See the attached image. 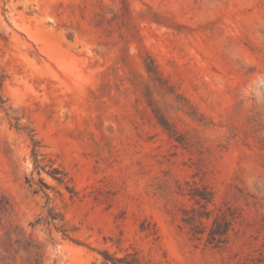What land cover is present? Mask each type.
<instances>
[{
    "label": "rangeland",
    "instance_id": "rangeland-1",
    "mask_svg": "<svg viewBox=\"0 0 264 264\" xmlns=\"http://www.w3.org/2000/svg\"><path fill=\"white\" fill-rule=\"evenodd\" d=\"M0 195V264H264V0H0Z\"/></svg>",
    "mask_w": 264,
    "mask_h": 264
},
{
    "label": "trees",
    "instance_id": "trees-1",
    "mask_svg": "<svg viewBox=\"0 0 264 264\" xmlns=\"http://www.w3.org/2000/svg\"><path fill=\"white\" fill-rule=\"evenodd\" d=\"M146 71L148 73H156L155 69H151L148 65H146ZM29 138L32 142L31 154L33 157V166L37 169L38 173L42 170V166L38 163L37 160V149L39 147L38 141L33 137V135H29ZM51 176H53L57 181L68 183V178L66 173L59 167H51L50 171H48ZM42 183V181H41ZM67 189L70 187L66 184ZM71 192V191H70ZM187 195L190 199H192L196 204H199V207L202 208L210 203L213 199L212 191L208 190L206 187H194L192 190H189ZM10 206L9 201L6 199L4 195H0V208L3 210H8ZM210 215L208 210L206 209H190L184 211V216L181 217V221L189 225L190 232L198 238H204L205 242L211 244L213 246H221L226 243L228 240V232L230 229L229 221H219L217 219H213L210 223H207L206 220H209ZM145 229V227L141 226V230ZM127 253L124 257L116 258L110 257L107 253L103 255L104 259L110 260L112 264H141L138 261V258L135 256H131Z\"/></svg>",
    "mask_w": 264,
    "mask_h": 264
}]
</instances>
